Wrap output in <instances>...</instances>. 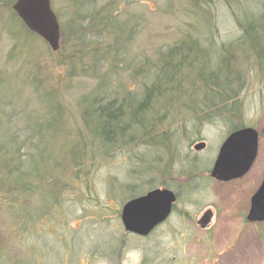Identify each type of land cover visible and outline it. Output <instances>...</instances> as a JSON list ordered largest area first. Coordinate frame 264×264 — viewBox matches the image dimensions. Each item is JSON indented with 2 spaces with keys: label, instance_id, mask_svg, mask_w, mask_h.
<instances>
[{
  "label": "rangeland",
  "instance_id": "1",
  "mask_svg": "<svg viewBox=\"0 0 264 264\" xmlns=\"http://www.w3.org/2000/svg\"><path fill=\"white\" fill-rule=\"evenodd\" d=\"M80 2L50 0L60 26L57 52L12 10L0 9V148L13 157L17 151L20 172L45 173L25 192L0 198V264H264V222L245 220L264 175V65L260 73L240 65L234 123L257 132L258 154L245 177L227 183L209 172L230 122L191 121L195 85L182 82L176 93L152 97L141 117L144 132L154 125V140L142 132L134 138L131 128V139L101 154L79 105L87 95L103 104L119 103L122 93L140 96L158 60L185 42L220 64L241 36L236 21L257 19L264 0ZM199 143L205 147L196 152ZM80 144L85 157L72 163ZM163 184L177 196L171 216L148 237L126 233L122 205Z\"/></svg>",
  "mask_w": 264,
  "mask_h": 264
},
{
  "label": "trees",
  "instance_id": "2",
  "mask_svg": "<svg viewBox=\"0 0 264 264\" xmlns=\"http://www.w3.org/2000/svg\"><path fill=\"white\" fill-rule=\"evenodd\" d=\"M15 1L0 0V9L4 8L11 11V6ZM72 1L73 5H76L77 0ZM89 3L92 5L94 0H82L83 5H88ZM80 5L81 2L79 0ZM91 14L92 12H89L86 16V19L90 17L87 21L93 20ZM257 16V19L249 22L241 23L239 20L236 21V24L240 25L241 36L236 44L233 45V48L229 47L222 53L220 64L217 63L216 66H213L211 60L205 57L203 50L196 49L197 47L192 43L185 42L184 44L175 46L165 58L158 60V71L155 77L151 79L152 81L143 83L140 96L135 97L122 93V99L119 103H116V100H112L105 104L101 102L103 100L98 98L97 94L93 97L92 95L83 96L79 102L81 108L80 118L92 145H99L97 151L96 149L94 151L104 153L115 147L117 142L124 139L128 141L131 138L130 136L126 137L125 132H129L131 128L134 138L142 132L144 137L150 136L147 142L152 140L154 138L152 135L154 134V125L150 123V125L146 126L148 133L144 132L142 128L144 127L143 120L145 121V118L141 116H143L144 112L150 110L152 97L159 95L162 98L170 92L176 93V88L181 87L182 82L185 83L186 81V83L192 86L195 85L193 94L198 92V98H192L191 103L188 104L191 106L187 110L190 114L192 113L191 121H210V119L226 116L225 119L230 122L229 128L232 132L241 129V127L234 123V120L238 116L236 114L239 112V105L232 99L234 97L232 95L238 92L244 85V72L240 68V65L244 64L247 66V70L249 67V69H254L257 73L261 72L262 65H264V7ZM89 24L91 23L89 22ZM81 29L79 27L77 30L81 31ZM76 37H79V40H81V36ZM184 70H191L190 72L194 76L192 75L189 78V73H185ZM179 76L183 78L181 79ZM179 79H181L180 82ZM163 138L167 140L169 136L164 134ZM3 147L0 148V198L5 193L11 195L15 191L19 193L25 192L30 180L31 182H40L42 176L45 174L36 170H33L31 173L20 172L17 169V164L14 163L16 162L14 158H19L17 151L13 157L11 154L3 151ZM85 150L86 147L81 144L77 149L73 150L70 153L72 163L81 160L82 157L84 158ZM39 172L43 175L41 176ZM162 187L166 188L167 186L163 184ZM133 198L136 197H132L131 199Z\"/></svg>",
  "mask_w": 264,
  "mask_h": 264
},
{
  "label": "water",
  "instance_id": "3",
  "mask_svg": "<svg viewBox=\"0 0 264 264\" xmlns=\"http://www.w3.org/2000/svg\"><path fill=\"white\" fill-rule=\"evenodd\" d=\"M11 10L23 26L43 40L52 52L59 50L60 26L50 0H16ZM258 139L257 132L247 127L230 133L218 150L209 178L227 183L246 175L257 157ZM204 147L199 143L192 149L198 152ZM175 203L176 195L172 191L153 189L125 202L120 210V222L126 233L145 237L169 218ZM208 218L207 212L202 221ZM246 221L249 224L264 222V175L250 199Z\"/></svg>",
  "mask_w": 264,
  "mask_h": 264
},
{
  "label": "flooded vegetation",
  "instance_id": "4",
  "mask_svg": "<svg viewBox=\"0 0 264 264\" xmlns=\"http://www.w3.org/2000/svg\"><path fill=\"white\" fill-rule=\"evenodd\" d=\"M235 131H236V130H235ZM233 132H234V131H233ZM230 133H232V131H231ZM230 133H228V135H229ZM255 160H256V159H255ZM254 162H255V161H254ZM253 164H254V163H253ZM252 167H253V165H252ZM252 167H251V168H252ZM251 168H250L249 171L246 173V175L250 172ZM246 175H244L243 177H245ZM243 177H242V178H243ZM240 179H241V178H240ZM238 180H239V179H238ZM162 188H163V187H162ZM158 189H159V188H158ZM245 220H246V217H245ZM162 224H163V223H162ZM255 224H258V223H255ZM153 231H154V230H153ZM153 231H152V232H153ZM152 232H151V233H152ZM151 233H150V234H151ZM128 234H129V233H128ZM148 235H149V234H148ZM148 235L145 236V237H148ZM136 236H137V235H136Z\"/></svg>",
  "mask_w": 264,
  "mask_h": 264
}]
</instances>
